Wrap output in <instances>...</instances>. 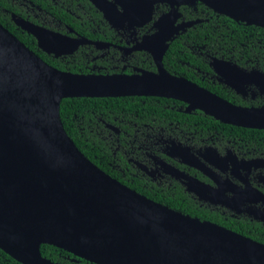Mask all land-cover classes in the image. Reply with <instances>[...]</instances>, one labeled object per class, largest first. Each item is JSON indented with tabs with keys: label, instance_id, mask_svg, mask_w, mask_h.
I'll return each instance as SVG.
<instances>
[{
	"label": "water",
	"instance_id": "water-1",
	"mask_svg": "<svg viewBox=\"0 0 264 264\" xmlns=\"http://www.w3.org/2000/svg\"><path fill=\"white\" fill-rule=\"evenodd\" d=\"M88 1L118 31L145 26L158 5L169 8L154 22L155 32L127 50L149 53L156 71H60L0 24V250L20 264H57L41 255V245L92 264H264L263 244L162 207L99 169L69 138L59 112L68 98L154 97L182 102L187 111L226 125L264 130V108L234 106L163 65L166 42L194 25L175 24L180 5L198 2L234 22L264 29V0ZM11 21L54 57L91 43L15 14ZM255 74L264 85V74ZM189 192L205 199L192 188Z\"/></svg>",
	"mask_w": 264,
	"mask_h": 264
},
{
	"label": "flooded vegetation",
	"instance_id": "flooded-vegetation-1",
	"mask_svg": "<svg viewBox=\"0 0 264 264\" xmlns=\"http://www.w3.org/2000/svg\"><path fill=\"white\" fill-rule=\"evenodd\" d=\"M50 2L54 7L58 6L59 3L64 5V9L70 17L79 20L83 32L87 31L88 35L93 36L105 35L103 22L100 20H104V18L88 0H50ZM85 3L90 4L88 9ZM162 7L164 10L158 11ZM189 8L194 15L198 16L197 6ZM168 10L166 5L156 6L152 11L150 22L133 30H115L104 20L108 26L107 33H109V36L106 35L108 38L104 40L87 38L65 25V33H59L71 38H83L91 43L79 46L73 54L68 56H48L55 60L73 59L78 52L82 53L80 49H87L88 54H85V57L89 66L88 74H103L100 72L107 69L116 71L104 75L127 71L131 73L125 74H135L137 73L136 70H144L138 67V64L144 60L152 62L154 67L152 72H155V65L149 53L144 51L127 52V50L132 49L144 37L152 35L155 32L154 22L166 14ZM97 12L100 13L101 18ZM157 13V18L154 19ZM177 13L176 25L191 23L192 20H186L180 10ZM49 17L52 22L55 21L53 14H49ZM96 21H99L101 25H97ZM57 22L61 24L59 20ZM195 22L198 23L195 24ZM200 22L197 18L193 20L194 26ZM189 28L179 31L166 42L167 51L170 43L184 35ZM94 42L105 43L107 47L98 49L92 44ZM258 43L260 42L258 41ZM248 44L249 42L245 40L237 50L241 54L239 60H243L242 62H238V60L234 62L229 57L218 54L220 51L231 50L227 47L181 46L176 49V60L180 65L181 72L172 75L183 77L234 106L264 108V85L257 78L258 74L252 76L255 71L264 74V64H261L264 60V52L258 51L261 46L252 49ZM232 49L236 50L235 48ZM257 51L258 53L254 57L248 55V52L256 53ZM184 53H189L194 63L186 61ZM198 59L201 60V63L197 62ZM215 59L220 62L215 64ZM220 63H230L233 68L243 71L249 78L241 79L238 73L231 71L233 69L231 66ZM238 79L239 81L235 83ZM179 103L181 104L177 106L176 111L180 114H196L197 110L187 111V105L182 102ZM122 121L131 125L126 128L131 133L128 135L130 140H123L124 145H121L116 139L117 144L113 150V159L109 165L119 172L118 176L123 181L130 185V188L125 185L127 188L137 192L140 187L144 192L154 196H170L178 200L179 205L184 206L186 212L181 209L174 210L158 201L150 200L183 216L197 219L199 222H209L218 226L210 220H201L192 217L190 214L195 212L204 217L225 222L229 219L242 221L249 233L257 236L261 241L256 242L264 245L263 135L256 134L254 135L255 140H247L242 136L223 133L221 129L213 126L205 128L204 131L197 126H186L180 121H177L176 124L152 126L130 120L128 122ZM101 124L103 129L109 132V135H111L110 133L117 136L123 134L118 125L105 121H101ZM95 127L103 132L97 124ZM84 128L89 129L91 126L85 124ZM103 139L106 141L107 138ZM200 184L203 187H200ZM191 188L205 199L203 201L198 200L193 193L189 192ZM145 197L147 198V196ZM58 257H60L61 262L46 259L57 264H92L69 255L61 256L58 254Z\"/></svg>",
	"mask_w": 264,
	"mask_h": 264
},
{
	"label": "trees",
	"instance_id": "trees-1",
	"mask_svg": "<svg viewBox=\"0 0 264 264\" xmlns=\"http://www.w3.org/2000/svg\"><path fill=\"white\" fill-rule=\"evenodd\" d=\"M85 5L87 6V9L88 6H90V4L87 3H85ZM61 6V3H59L58 6L54 7L50 0H0V24L21 41L28 49L35 52L48 65L57 68L60 71L71 72L74 74H88L89 66L87 64V58L85 57V54H88L87 49H80L82 53L78 52L77 56L73 59L65 58V60H55L51 56L39 51L36 40L17 28L11 21V15L15 14L24 19H28L33 23L61 33H65L66 25L87 38L98 40L108 38L106 37V35L109 36V33H107L108 26L104 20L100 19L103 22L104 31H106L105 35L93 36L90 33V35H88L87 31H82L83 29L81 28L79 20L70 17L64 9L65 6ZM194 6H197L198 16L194 15L190 10L189 7L191 6H179V10L186 20H192L191 22H193V20L197 18L201 22L196 26L192 25L184 35L170 43L169 50L163 59L164 67L170 74H178L181 72L179 69L180 65L176 60V49L184 45L227 47L231 50L220 51L218 54L229 57L230 60L234 62L237 60L238 62L243 61L239 60L241 54L237 50H239V47L242 46L245 40L249 42L248 45L251 46L252 49L256 46H261L258 51L264 52V29L254 26H245L244 24L234 22L224 16L215 14L213 11L198 2H196L193 7ZM92 9L94 10V8ZM160 10H164V8L162 7L158 11ZM49 14L54 15V22H52ZM97 14L101 18L100 13L97 12ZM157 15L158 13L154 16V19L157 18ZM58 20L61 24L57 22ZM95 23L101 25L99 21H96ZM258 41L260 43H258ZM232 48H235L236 50H233ZM258 51L256 53L248 52V55L254 57ZM184 56L186 57V61L194 63L191 60L189 53H184ZM197 62L201 63V60L198 59ZM261 64H264V60H262ZM138 67L148 71L154 70L153 64L150 60H144V62L141 61V63L138 64ZM114 71L116 70L107 69L100 73H113ZM125 73L131 72L127 71ZM180 104L181 103L177 101L154 97L68 98L61 101L59 112L64 130L78 150L99 169L129 188L130 185L118 176L119 172L109 165L113 159V150L117 144L116 139L119 140L121 145H124L123 140H130L128 139V135L131 133L128 132L126 128L131 125L124 123L122 120L125 122L130 120L138 123H146L151 126L157 124L167 125L169 123L176 124L177 121H180L186 126H197L199 129H204V131L205 128L213 126L221 129L223 133L238 137L242 136L247 140H255L256 138L254 135L256 134L264 136V130L236 128L231 125L223 124L200 111L191 115L180 114L176 111L177 106ZM168 106L172 108H169ZM114 119L116 120L114 121ZM101 121L120 126L123 134L117 136L110 133L111 135H109V132L103 129ZM85 124L90 125L91 128L85 129ZM96 124L103 130V132L95 127ZM103 138H107L106 141ZM119 158H122V156H119ZM125 161L126 160L124 159V162ZM137 192L147 196L149 199L167 205L174 210L181 209L186 212L184 206L179 205L178 200H175L170 196H154L151 193L144 192L140 187L137 189ZM176 196H174V198H176ZM190 215L201 220H210L215 224H218L220 227L261 242L257 236L249 233L245 223L242 221L239 222L234 219H229L226 222L223 220L218 221L215 220V218L210 219L209 217H204L195 212ZM40 252L43 257L48 258L53 262H61L58 254L61 256L69 255L70 257H74L63 250L48 245H41ZM0 264L20 263L13 260L0 250Z\"/></svg>",
	"mask_w": 264,
	"mask_h": 264
}]
</instances>
